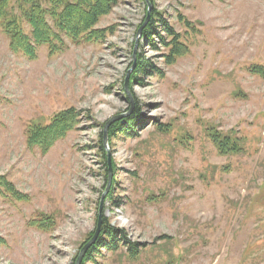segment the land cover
I'll return each mask as SVG.
<instances>
[{"label":"rangeland","instance_id":"374dc122","mask_svg":"<svg viewBox=\"0 0 264 264\" xmlns=\"http://www.w3.org/2000/svg\"><path fill=\"white\" fill-rule=\"evenodd\" d=\"M150 2L151 42L146 0H118L102 39L37 60L0 30V179L24 197L0 186V264H76L108 187L105 126L134 115L109 139L103 206L126 239L86 264H264V0ZM70 109L79 124L48 152L29 144ZM222 137L242 150L221 153Z\"/></svg>","mask_w":264,"mask_h":264},{"label":"trees","instance_id":"16d2710c","mask_svg":"<svg viewBox=\"0 0 264 264\" xmlns=\"http://www.w3.org/2000/svg\"><path fill=\"white\" fill-rule=\"evenodd\" d=\"M118 0H0V30L9 39V46L13 53L23 54L29 60L39 58V50L47 47L52 54L62 51L66 39L78 43L81 41H97L102 39L104 31L96 26L100 19L109 14ZM157 14L152 18L143 31V35L152 41V35L157 34L159 23ZM159 22V23H158ZM137 74L147 71L151 66L140 62ZM260 70V67H255ZM137 115L132 119L117 122L109 128V139L118 136L122 132L133 130L139 120ZM79 124V114L75 109L67 110L59 114L48 126H35L29 132V144L39 147L44 153L55 142L66 136ZM125 124L130 128L127 129ZM103 144V142H102ZM219 151L223 154L239 152L242 148L230 137H222L215 140ZM104 149V147H103ZM109 171V169H108ZM0 186L6 187L9 194L17 200H22L23 195L16 193L11 184L0 179ZM112 191L108 197L112 198ZM126 239L125 231L118 230L104 220L102 233L98 242L93 246L82 264L91 262L93 256L101 248L114 249L121 240ZM134 248V247H132Z\"/></svg>","mask_w":264,"mask_h":264},{"label":"water","instance_id":"95a60500","mask_svg":"<svg viewBox=\"0 0 264 264\" xmlns=\"http://www.w3.org/2000/svg\"><path fill=\"white\" fill-rule=\"evenodd\" d=\"M147 4H148V17H147V20L145 22V24L143 25V27L140 29L139 31V34L142 32L143 28L148 24L149 20H150V17H151V11H152V5H151V2L150 0H146ZM128 80H129V77L127 76V79H126V90L129 94V97L131 98V95L129 93V89H128ZM132 100V99H131ZM132 104H133V100H132ZM125 116H117V117H114L113 119H111L105 126V131H104V146H105V149L107 150V157H108V164H109V182H108V187L102 197V201H101V204H100V209H99V219H98V225H97V229H96V232L93 236V238L84 246V248L82 249V251L80 252V255L76 261V264H82L86 254L88 253V251L93 247L95 246V244L97 243L100 235H101V232H102V228H103V223H104V219H103V206H104V199H105V196L109 193V190H110V187L112 185V172H113V169H112V160H111V153H110V149H109V128L110 126L120 120L121 118H123Z\"/></svg>","mask_w":264,"mask_h":264}]
</instances>
